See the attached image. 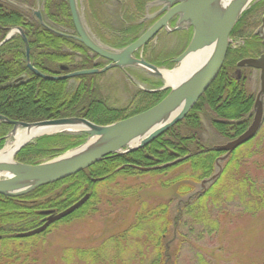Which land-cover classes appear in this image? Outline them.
Here are the masks:
<instances>
[{
    "label": "trees",
    "instance_id": "16d2710c",
    "mask_svg": "<svg viewBox=\"0 0 264 264\" xmlns=\"http://www.w3.org/2000/svg\"><path fill=\"white\" fill-rule=\"evenodd\" d=\"M133 1L142 17L144 5L154 0ZM115 2L116 0H82L87 20L91 14L98 23L100 17H105L106 8ZM36 11H41L44 25L35 16ZM263 13L264 1H261L242 15L230 36L236 45L229 48L219 76L187 117L163 136L136 152L109 156L89 170L40 187L23 197L0 196V264H42L38 256H32L39 255L41 251L38 248L40 243L35 247V242L45 239L60 224L94 216L93 213L99 211L95 208L99 198L98 185L110 186L120 177H139L145 173L138 168L163 166L181 158L188 160L175 167L153 172L167 174L176 168L188 166L189 170L173 176L162 186H178L180 200L174 210L168 206L150 208L143 203L133 225L125 233L117 238H110L94 250L63 249L61 262L131 264V259L127 258H135L131 252L136 249V255L140 259L137 264H146L144 253L148 249L144 244L155 247L153 252L160 257L150 264H167V257H171L168 252L172 243L167 245L165 239L170 237L167 240L172 241L175 231L182 235L179 231L185 216L191 221V225L200 224L204 230L213 233L217 231L215 224L218 223L213 222L210 211L222 205L236 202L235 207L241 209L243 216L256 217L263 213L264 158L260 160V156H264V124L255 139L220 162V170L217 162L222 154L214 151L215 146L242 135L252 122L255 94L249 88L250 74L243 70L242 79L239 80L236 72L240 61L253 58L264 49L261 38L256 34L261 26ZM127 16H120L122 20L118 19L119 26L107 25L114 34L112 46L115 48L129 46L145 32L138 19ZM135 21L137 25L132 24ZM95 25L96 23L91 27ZM14 28L24 31L30 47L31 63L40 73L54 76L64 74L62 67L70 69V72L96 68L97 56L91 55L74 38L75 27L67 0H0V43ZM182 34L188 43L192 32ZM187 43L182 47L183 51ZM99 77H78L74 79L76 85L72 87L69 86L70 80L48 82L40 79L27 68L25 43L20 35H15L0 47V116L22 123L81 118L105 126L152 109L169 93L138 91L127 105L119 107L115 106L116 103L112 105L109 94H105L103 89L101 91L103 87ZM159 87L161 84H156L152 89ZM11 129V125L1 122L0 139L6 137ZM207 135L209 138L206 139ZM86 137H42L24 148L16 161L25 165H39L79 147ZM212 143L216 145L212 146ZM3 145L4 141L0 143V149ZM258 155L259 160H256L258 157H254ZM217 172L218 178L206 189L199 191L201 183ZM196 186L199 188L196 189ZM87 194H91V199L80 210L48 231L29 239L15 237L43 225L46 212L66 210ZM186 239L185 237L183 240Z\"/></svg>",
    "mask_w": 264,
    "mask_h": 264
},
{
    "label": "water",
    "instance_id": "95a60500",
    "mask_svg": "<svg viewBox=\"0 0 264 264\" xmlns=\"http://www.w3.org/2000/svg\"><path fill=\"white\" fill-rule=\"evenodd\" d=\"M228 1L230 0H163L169 7L173 6V8L168 9L167 7L165 9L168 10L166 11L167 14L136 42L122 51L113 52L101 45L88 33L85 28V20L78 7V0H68L77 33V37H74L75 40L82 43L99 57L111 62V64L103 70L81 71L58 78L43 76L34 68L30 58V47L24 31L19 28L13 29L0 44V47L9 42L15 34H19L25 43L27 68L37 77L51 81H65L81 76L102 74L113 68L133 66L154 78L163 79L164 87L161 90L150 92L155 93L169 89L170 93L152 109L107 126H98L88 120L79 118L49 120L30 124L13 122L0 116V122L13 127L5 139L7 144L0 150V153L6 151L8 147H14L18 135L23 133L33 135L34 132L37 133L30 141L24 142L15 149L10 160L0 159V195L8 198L23 197L40 187L75 176L109 156L136 152L148 146L183 121L218 77L228 54L230 35L235 25L247 9L257 0H251L249 3L246 0H235L233 5L227 6L223 10L222 7L226 2L229 4ZM35 16L44 25L41 13L35 12ZM176 16H179V21L177 27L172 31L193 28L190 44L185 52L175 60L178 67L174 70L160 69L143 60L135 59L133 55L144 48L162 29H169V22ZM257 35L263 39L264 46V19L263 27ZM201 53L206 54V58L201 63L196 65V67L194 66L187 74L181 75L178 82H176L177 84L169 83L165 78L164 72L174 73L178 71L186 60ZM238 67H247L260 71V86L255 99L252 112L253 121L250 127L237 139L214 148L217 153H226L217 162L218 168L220 167L219 162L226 160L239 147L253 140L264 123V53L256 59L242 60L238 63ZM63 70L67 69L63 68ZM39 130L45 132L40 134ZM57 134L68 136L86 135L87 139L83 145L39 165H24L15 160L17 155L34 140L43 136ZM10 142H12V145L8 146ZM187 159H178L164 166L140 168L139 170L142 172L161 171L183 163ZM218 175L219 172L202 182L201 188L206 189L218 178ZM90 197V195H86L62 213L47 212L48 218L41 227L18 234L16 238H31L44 233L55 223L81 209L89 201Z\"/></svg>",
    "mask_w": 264,
    "mask_h": 264
},
{
    "label": "rangeland",
    "instance_id": "374dc122",
    "mask_svg": "<svg viewBox=\"0 0 264 264\" xmlns=\"http://www.w3.org/2000/svg\"><path fill=\"white\" fill-rule=\"evenodd\" d=\"M79 7L81 12L83 11V18H87L82 0H79ZM90 17H92L91 14ZM94 22L89 20V25H86L91 31L94 30L91 28ZM118 25H120L119 21ZM103 75L99 77L100 81L112 76ZM259 75V73L253 74L249 82V88L255 96L258 94L260 86ZM110 78L106 84H101L103 87L101 91L104 90L105 94H109L112 98V101L110 100L112 105L116 103L115 106H125V99L131 95V91H120V83L113 76ZM207 138L209 135L206 136ZM11 145L12 142L8 144V146ZM214 145L216 144L212 143V146ZM254 158L259 160V155ZM263 158V155L260 156V160ZM185 170H189L188 166L176 168L167 174L148 173L139 177H120L115 184L110 186L98 185L99 198L95 208H98L99 211L93 213L92 217L77 218L60 224L53 232L44 237L45 239L35 242V247L40 243L38 248L41 251L39 255L33 254L32 256H38L42 264H64L60 259L63 249L94 250L101 247L110 238H117L129 230L136 215L141 211L143 203L150 208L168 206L174 210L180 200L178 186L174 185L170 188L162 186H165L173 176L184 173ZM182 183L184 182H180V184ZM197 188L199 187L196 186ZM200 190L204 189L200 187ZM235 203H227L228 205L225 204L210 211L213 222L218 223V225L215 224L217 231L213 233L204 230L200 224L191 225V221L185 216L184 224L179 231L182 235L175 231L172 241L167 240L170 237L165 239L167 245L172 243L168 252L171 257H167V264H264V212L256 217L243 216L241 209L235 207ZM148 231H150L149 228ZM185 237L187 239L183 240ZM143 246L148 249L144 253V263L150 264L154 259H160L153 252L155 247L144 244ZM131 255L136 256L127 258L131 259V264L140 262L136 255V249L133 253L131 252Z\"/></svg>",
    "mask_w": 264,
    "mask_h": 264
},
{
    "label": "flooded vegetation",
    "instance_id": "af4514ba",
    "mask_svg": "<svg viewBox=\"0 0 264 264\" xmlns=\"http://www.w3.org/2000/svg\"><path fill=\"white\" fill-rule=\"evenodd\" d=\"M167 7L168 9L173 8L171 6L169 7L166 3H163L162 0L151 1L144 5V13L143 16L141 17L142 14L139 12L136 3L133 0H124V1L116 0V2L113 3L111 7L106 8L107 12H105V17H103L102 19L101 17L99 18L101 22L98 20V23L96 24L98 25V29L92 27L95 30V31L93 30V33L101 42H103L108 47L113 49H119L112 46L113 45L112 37L114 36V34L111 33L112 31L109 28H107L106 25L119 26L117 19L122 20V17L120 16L126 14V16L127 15L129 17L131 16L132 19H138L139 24H143L144 27L143 29H145L144 31H147V29H149L152 25H154L157 21H159L167 14L166 11L168 10H165ZM178 19L179 16H176L170 21L169 23L170 28L173 29L176 27ZM88 20H93L94 22L93 17H89ZM132 24L137 25V22L135 21ZM128 25H130L129 21H128ZM262 25L263 24H261V26ZM182 33L184 32H173L167 29H162L156 35V37L152 41H150L141 52L139 53L137 52V54L134 57L137 59H142L145 62L155 65L157 67L172 68L174 66V60L179 55H181V53L183 52L182 47H184L187 43L184 37H182L183 35ZM114 46H116L115 43ZM173 51L174 53L172 54ZM263 53H264V49L262 53L256 55L253 58H258ZM95 62H96L95 67L98 70L106 68L111 64V62H108L100 57H97ZM125 68L126 69H114L108 71L105 73V75L108 76L112 75L114 79L120 83V88H121L120 91L121 90L124 92L131 91L130 96L132 97L136 95L138 91H140L139 87L135 82H137L141 87H145V89L147 90L152 89L153 87H155L157 83H159L157 80L149 77L140 70H135L133 68H128V67ZM61 70L64 74L54 75L53 77L66 76L72 73L70 72V69L63 71V68H61ZM244 70L248 72V74H250V76L248 77L249 80L252 78L253 74L260 73L257 70H251V69H247V70L244 69ZM237 72H238L237 73L238 77L240 76V78H242L244 71L243 72L237 71ZM100 76H104V75H100ZM112 76L102 79V83L106 84L111 79L110 77ZM75 85L76 83L74 79L69 81V86L72 87ZM1 139H5V137Z\"/></svg>",
    "mask_w": 264,
    "mask_h": 264
},
{
    "label": "bare ground",
    "instance_id": "6f19581e",
    "mask_svg": "<svg viewBox=\"0 0 264 264\" xmlns=\"http://www.w3.org/2000/svg\"><path fill=\"white\" fill-rule=\"evenodd\" d=\"M251 0H246V2L247 3H249ZM261 1H264V0H257V1H255L254 3H256V4H258L259 2H261ZM229 2V4L226 2L225 4H224V6L222 7V9L224 10L227 6H231V5H233L234 3H235V0H230V1H228ZM244 3H245V1H244ZM226 5V6H225ZM171 7H173V6H171ZM40 13H41V11H39ZM41 16H42V13H41ZM42 19H43V17H42ZM263 19H264V15L261 17V24H263ZM39 21V20H38ZM89 52H90V54L91 55H95V56H97L98 57V55L97 54H95V53H93L91 50H89L86 46H84ZM230 47H233V46H230ZM229 47V48H230ZM229 50V49H228ZM206 58V54H204V53H201V54H199V55H197V56H195V57H192V58H190L189 60H186L184 63H183V65L180 67V69L178 70V71H176V72H174V73H168V72H164V74H165V78L169 81V83H172V84H177L176 82H178V80H179V77H181V75H183V74H187L188 72H190L192 69H193V67L195 66L196 67V65H198L199 63H201V61H203L204 59ZM226 61V60H225ZM225 64V63H224ZM128 68H135V67H133V66H127ZM223 67H224V65H223ZM223 69V68H222ZM222 71V70H221ZM43 76H46V77H51V78H58V77H53V75H48V74H43V73H41ZM220 74V73H219ZM236 74H237V72H236ZM36 76V75H35ZM67 76V75H66ZM219 76V75H218ZM237 76H238V74H237ZM59 77H64V76H59ZM40 78V77H39ZM40 79H43V80H45V81H48V82H59L58 80H53V81H51V80H47V79H44V78H40ZM217 79V78H216ZM215 79V80H216ZM238 79L239 80H241L242 78H240V76L238 77ZM66 81V80H65ZM215 82V81H214ZM213 82V83H214ZM212 83V84H213ZM210 88V87H209ZM207 92V91H206ZM205 92V93H206ZM204 93V94H205ZM202 98V97H201ZM132 99V96H129L128 98H126L125 99V105H127L129 102H130V100ZM134 117V116H133ZM67 119H70V118H67ZM58 120H64V118H62V119H58ZM86 120V119H85ZM176 126V125H175ZM172 129V128H171ZM38 132H40V134H43V132H45V131H43V130H39ZM37 133L36 132H34L33 133V135L31 134V135H29V134H26V133H23V134H20V135H18L17 136V141H16V143H15V145H14V147H8L7 149H6V151H4V152H2V153H0V159L1 160H10L11 159V157H12V154H13V152H14V150L15 149H17L21 144H23L24 142H27V141H30L31 140V138H33L35 135H36ZM164 135V134H163ZM162 135V136H163ZM74 136H83V135H74ZM161 137V136H160ZM103 160V159H102ZM98 164V163H97ZM96 165V164H95ZM94 165V166H95ZM92 168V167H91ZM91 168H89V169H91ZM89 169H87V170H89ZM67 210V209H66ZM65 211V210H64ZM63 211V212H64ZM48 212H52V213H54V214H58V212H54V211H48ZM47 213V212H46ZM46 213H45V215H46ZM76 213V212H75ZM75 213H73V214H75ZM73 214H71L70 216H72ZM69 216V217H70ZM48 218V215H46V219ZM68 218V217H67ZM66 218H64V219H62L61 221H63V220H65ZM61 221H59V222H57V223H55V224H58V223H60ZM54 224V225H55ZM25 239H29V238H25Z\"/></svg>",
    "mask_w": 264,
    "mask_h": 264
}]
</instances>
